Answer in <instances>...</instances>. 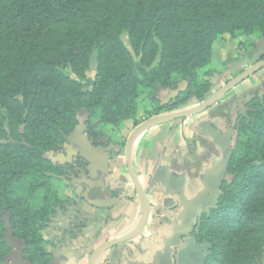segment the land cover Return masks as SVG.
Returning <instances> with one entry per match:
<instances>
[{
	"label": "trees",
	"instance_id": "obj_1",
	"mask_svg": "<svg viewBox=\"0 0 264 264\" xmlns=\"http://www.w3.org/2000/svg\"><path fill=\"white\" fill-rule=\"evenodd\" d=\"M224 34L251 37L252 46L263 40L264 0H0V264L18 263L9 244L21 247V262L47 264L34 209L52 196L46 154L79 124L78 112L85 125L118 127L134 118L145 91L156 114L202 101L216 78L200 72ZM92 59L88 88L76 77ZM177 82L187 87L175 98L154 94ZM247 108L216 207L198 225V239L210 245L204 264L264 263V95ZM24 247L31 263L21 259Z\"/></svg>",
	"mask_w": 264,
	"mask_h": 264
},
{
	"label": "flooded vegetation",
	"instance_id": "obj_2",
	"mask_svg": "<svg viewBox=\"0 0 264 264\" xmlns=\"http://www.w3.org/2000/svg\"><path fill=\"white\" fill-rule=\"evenodd\" d=\"M221 75L214 74L215 81L220 80ZM260 94L264 95V91L246 96L237 103L240 119L247 118L250 100L260 97ZM226 120L218 115L214 123L209 124L217 129L215 125L222 123V133H229L231 141V131H234L238 121L237 118L232 122ZM131 132L122 140V133L115 128L107 131L98 125H85V120H79L66 141L57 150L49 152L51 155L47 159L52 168L48 191L52 192V196L47 202L38 200L33 215V219L38 221L37 248L42 263L46 257L47 264H90L92 259L93 264H177L178 254L187 246L189 239L193 240L195 248L203 243L197 237L204 213L203 202L188 224L182 226L180 212L177 219L176 212L167 214L164 211L168 199L160 206L156 202L159 195L166 193L165 188L159 193L157 186L167 179L163 174L167 169L160 167L157 174L156 168L140 177L132 145L130 172L126 148ZM215 146L211 139L206 142L204 152L210 154ZM132 175L143 191L146 204L138 194ZM43 194L44 191H39L35 196L42 198ZM145 205L148 213L139 233L104 248L105 243L130 235L141 225ZM162 228H168L172 234H164ZM12 237L26 246V239L15 238L13 232ZM156 246L159 247L158 252L155 251ZM8 247V253L17 250L13 244ZM24 251L25 247L21 259L29 261ZM191 257L192 263L187 260L186 264H196L198 257L195 253ZM8 264H14V261L9 260Z\"/></svg>",
	"mask_w": 264,
	"mask_h": 264
},
{
	"label": "crops",
	"instance_id": "obj_3",
	"mask_svg": "<svg viewBox=\"0 0 264 264\" xmlns=\"http://www.w3.org/2000/svg\"><path fill=\"white\" fill-rule=\"evenodd\" d=\"M210 109L198 115L153 126L144 131L133 144L132 154L140 177L156 168L157 174L160 167L167 169L163 173L167 179L157 186L159 193L164 188L166 193L159 195L156 202L160 206L168 199L164 211L167 214L176 212L177 219L180 212L182 226L188 224L200 203L210 198L213 188L208 179L219 178L222 173L224 158L217 144L210 154L204 152L206 142L213 138L205 133L203 124L214 123L218 116L217 113L209 116ZM215 126L221 130L218 125ZM162 232L172 234L168 228H162ZM158 249L156 246L155 251L158 252Z\"/></svg>",
	"mask_w": 264,
	"mask_h": 264
},
{
	"label": "rangeland",
	"instance_id": "obj_4",
	"mask_svg": "<svg viewBox=\"0 0 264 264\" xmlns=\"http://www.w3.org/2000/svg\"><path fill=\"white\" fill-rule=\"evenodd\" d=\"M253 41L251 37L249 38H231L228 34H224L220 36L213 45V50L211 54V63L205 68V70L200 72L201 78H207L209 80H213L214 74H222L221 79L217 80L214 85H211L210 92L205 96H209L213 91L218 89L221 85H223L227 80L231 79L246 67L252 65L257 62L259 59L264 58V40H256L254 41V45H250ZM126 46L128 44L124 41ZM134 65L136 72L139 75H142L146 68L142 67L138 63V59L134 57ZM211 72L213 76H205L204 73ZM211 74V75H212ZM95 76V62L92 59L90 63L89 70L85 73L84 78L76 79L83 84L85 87L90 88L94 81ZM264 80V68L244 80L238 86L233 88L227 94L222 96L217 103L214 104V107L210 109V115L212 116L214 113L224 117L227 119V122H232L237 118V125L234 127V131L231 138V146L230 149L234 148L236 139H237V128L239 124L242 122V118L240 119L239 108L237 105L239 101L249 95H254L258 93H263L262 82ZM180 82H177V84ZM181 93V92H180ZM154 94L159 97V99L165 97L166 99L172 97L174 92L172 89H157ZM204 98V99H205ZM203 99V100H204ZM201 101L191 98L185 107H193L200 103ZM155 102L151 99L149 95V91H145L137 100V110L135 112L134 118L130 120H125L119 124L118 127L107 126L104 124H98V126L107 131L112 129H116L118 133H122V140H125L126 136L133 130L137 125H139L144 120L158 115L155 111ZM183 108V107H182ZM204 113V112H202ZM201 114V113H200ZM198 115V114H196ZM86 112L81 110L78 112V119L85 120ZM219 123V127H223L222 123ZM217 123V124H218ZM116 137V136H115ZM194 151V148H193ZM220 154V153H219ZM51 155L50 153L46 154V157ZM264 264V263H263Z\"/></svg>",
	"mask_w": 264,
	"mask_h": 264
},
{
	"label": "water",
	"instance_id": "obj_5",
	"mask_svg": "<svg viewBox=\"0 0 264 264\" xmlns=\"http://www.w3.org/2000/svg\"><path fill=\"white\" fill-rule=\"evenodd\" d=\"M264 40V39H263ZM264 68V58L258 60L257 62L253 63L252 65L246 67L244 70H242L239 74H237L236 76H234L233 78L229 79L227 82H225L223 85H221L218 89H216L215 91H213L209 96H207L204 100H202L200 103H198L197 105L193 106V107H183V108H179L177 110L171 111V112H165V113H161L155 116H152L146 120H144L143 122H141L139 125H137L132 132L130 133L128 139H127V148H126V155H127V162H128V166H129V170L132 173V169H131V147L134 143V141L147 129L159 125V124H163V123H168L177 119H182V118H186L195 114H200L204 111H206L207 109H209L210 107H212L215 103H217V101L224 96L225 94H227L229 91H231L233 88H235L236 86H238L240 83H242L244 80H246L247 78H249L250 76H252L253 74H255L256 72H258L259 70ZM211 85H214L216 83V81L212 82L211 81ZM187 85L183 82H180L174 86L171 87L172 91L174 92V95L166 100H169L171 98H175L180 92L184 91L186 89ZM263 94H260V97H262ZM164 102L161 103V105ZM242 110L244 111L243 106L241 105ZM203 128L204 131L207 135L211 136L214 140V142L217 144V146L221 149L222 153H223V158L224 161L221 165V176L219 178L216 179H208L210 186H212L213 188V192L210 195V198L205 199L203 201L204 204V212L208 213L209 209L211 208H215L216 204L218 202V198L221 195L220 192V187L223 181H225L227 179V175L225 174V169L226 166L228 164V161L230 159L231 156V149L229 148L231 146V141L228 139V137L226 136L225 133H222L221 130L216 129L215 127H213L212 125H210L209 123L205 122L203 124ZM135 181V185H136V189L138 191V194L140 196V198L142 199V201L146 204L145 201V197L143 194V191L140 187V185L138 184V182L136 181L134 175H132ZM146 206V205H145ZM147 206L145 208V215L143 218V221L141 223V225L130 235L123 237V238H118L115 239L113 241H110L108 243H105V245L103 246L104 248H108L112 245H114L115 243H119V242H123L126 241L130 238L135 237L139 231L141 230L146 217H147ZM22 246V244H21ZM210 245L204 241L202 244L198 245V248H195V246L193 245V240L189 239L187 246L179 252L178 257H177V264H186V261L188 260L189 263H192L191 261V256L195 253V256L198 257V261L196 262V264H204L205 260H206V256L208 254H210ZM20 254H21V247L17 246V251H16V256H17V264H28V263H23L20 261ZM95 256V255H94ZM11 258V256L6 257V259ZM90 264H93V259L91 260Z\"/></svg>",
	"mask_w": 264,
	"mask_h": 264
}]
</instances>
